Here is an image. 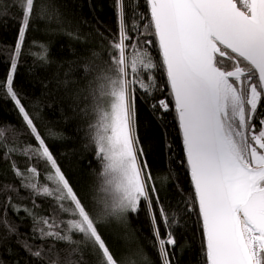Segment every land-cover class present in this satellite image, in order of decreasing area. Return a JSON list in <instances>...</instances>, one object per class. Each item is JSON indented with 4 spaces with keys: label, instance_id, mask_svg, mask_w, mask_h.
Returning a JSON list of instances; mask_svg holds the SVG:
<instances>
[{
    "label": "snow or ice",
    "instance_id": "6c2138e0",
    "mask_svg": "<svg viewBox=\"0 0 264 264\" xmlns=\"http://www.w3.org/2000/svg\"><path fill=\"white\" fill-rule=\"evenodd\" d=\"M114 4L116 30L100 34L102 51L83 67L85 79L92 80L79 112L94 117L86 132L100 164L86 203L14 84L28 30L56 13L49 0H0V21L13 18L11 9L19 10L10 71L0 80V90L21 117L19 125L0 124V139L6 142L0 144V158L11 160L18 181V187L0 185V196L6 197L0 206V246L18 238L15 247L29 257V264H45L44 257L51 264H153L131 244L117 253L108 240L112 233L102 230L126 228L130 216L146 207L159 264H179L175 232L184 216L193 215L201 229L205 264H264V0ZM39 47L44 51L33 58L42 66L46 49ZM151 49H158L159 62ZM160 72L165 86L158 83ZM165 89L169 95L158 98ZM141 99L154 101L151 112L158 119L174 112L183 149L180 166L192 188L175 207L161 199L138 133ZM49 137L59 134L50 130ZM14 153L29 166L21 169ZM41 165L46 175L39 171ZM22 190L32 198V208L14 202ZM40 198L54 202L51 216L36 211ZM20 212L32 221L28 236H21L5 215L18 217ZM34 241L42 247L34 250ZM60 245L74 259L62 254L53 258Z\"/></svg>",
    "mask_w": 264,
    "mask_h": 264
},
{
    "label": "trees",
    "instance_id": "16d2710c",
    "mask_svg": "<svg viewBox=\"0 0 264 264\" xmlns=\"http://www.w3.org/2000/svg\"><path fill=\"white\" fill-rule=\"evenodd\" d=\"M56 15L51 20L33 23L28 30L22 48V56L17 61L14 73L15 89L23 104L33 114L38 116L36 123L40 133L46 138L52 152L61 165L72 186L87 203L97 184V173L100 164L95 157L94 148L90 145L88 133L89 123L94 117L85 118L79 109L85 107L83 102L89 92L91 76L85 79L83 67L93 62V53L102 51L100 34L108 36L117 27L114 12V0H49ZM144 0H139L143 5ZM242 6V4H241ZM18 9H11L13 18L0 21V80L10 71V52L17 38ZM106 43V42H105ZM46 49L47 63L41 66L39 59L33 58V53ZM152 56L159 62L158 49H151ZM98 62V61H96ZM157 80L161 86L166 85L163 73H157ZM68 81V83H65ZM165 89L163 95L157 93L158 98L167 97ZM153 100L147 103L141 99L138 104V133L147 153V161L151 167L155 184L161 189L160 197L165 206L175 207L181 195L187 197L192 191L190 179L186 169L180 166L183 159L182 141L174 118L170 112L165 118L158 119L151 112ZM21 117L11 102L0 90V124H17ZM59 134L58 138L49 137V131ZM6 142L0 139V144ZM171 147V153L168 148ZM21 169L26 168L28 161L20 154H12ZM44 166L39 171L43 173ZM40 180V177H37ZM16 184L11 160L0 158V185ZM182 187L181 194L178 189ZM6 197L0 196V206ZM32 198L21 191L15 196L14 202L22 207L32 208ZM36 211L41 216L53 214L54 202L51 199L40 198L36 201ZM10 221L17 224L21 236L31 234L32 221L23 212L19 216L5 213ZM123 231L124 237L132 239L138 249L159 264L158 254L153 247L152 226L146 207H141L138 214L130 216V222ZM163 231V229H162ZM107 233V231L105 232ZM0 235L3 231L0 230ZM179 243L176 248V259L179 264H205L202 251V236L196 216H184L179 230L175 232ZM132 236L135 238H132ZM79 239V237H76ZM21 241L17 238L11 242H3L0 246V260L4 264H29V257L24 255L15 244ZM34 250L42 247L39 241H34ZM70 249L60 245L57 251L51 253L55 258L62 254L64 258L70 256ZM45 264H51L48 257H44Z\"/></svg>",
    "mask_w": 264,
    "mask_h": 264
},
{
    "label": "rangeland",
    "instance_id": "374dc122",
    "mask_svg": "<svg viewBox=\"0 0 264 264\" xmlns=\"http://www.w3.org/2000/svg\"><path fill=\"white\" fill-rule=\"evenodd\" d=\"M102 230L104 232L107 231V233H105L106 235L109 232L112 233V235L108 236V240H109V243L112 246L113 250L116 251L117 253H120L122 247L127 246L129 244L133 245L135 248L138 247V245L135 243L136 240L133 236H132V238H134L135 242L132 239L123 236L124 232H127L129 235H130V233L128 231H123V228L120 226L113 225L110 228H105Z\"/></svg>",
    "mask_w": 264,
    "mask_h": 264
},
{
    "label": "flooded vegetation",
    "instance_id": "af4514ba",
    "mask_svg": "<svg viewBox=\"0 0 264 264\" xmlns=\"http://www.w3.org/2000/svg\"><path fill=\"white\" fill-rule=\"evenodd\" d=\"M242 7V6H241Z\"/></svg>",
    "mask_w": 264,
    "mask_h": 264
}]
</instances>
